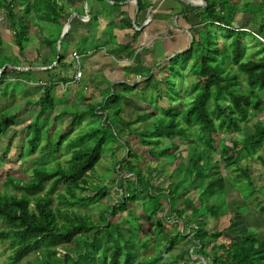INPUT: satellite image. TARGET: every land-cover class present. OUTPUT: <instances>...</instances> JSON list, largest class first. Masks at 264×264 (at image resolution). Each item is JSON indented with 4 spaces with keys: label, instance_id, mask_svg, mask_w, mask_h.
Here are the masks:
<instances>
[{
    "label": "trees",
    "instance_id": "1",
    "mask_svg": "<svg viewBox=\"0 0 264 264\" xmlns=\"http://www.w3.org/2000/svg\"><path fill=\"white\" fill-rule=\"evenodd\" d=\"M110 1L116 7L122 0ZM136 1L138 14L149 7L142 0ZM239 2L203 0L198 7L184 5L188 11L184 13V17L187 13H194L199 23L188 30L191 36L188 47L165 59L167 62L162 67L165 73L160 71L162 77L159 82L151 85L155 76L152 71L155 66L160 67L159 63L148 68L145 75L135 73L132 79L124 76L122 81L115 82L110 89L107 87L102 92L99 102L88 99L85 100L84 109L62 110V114L70 115L68 131L65 134L59 135L57 132L51 135L48 118L44 116L56 109L57 99L53 94L57 88L56 83L67 82L60 76L52 75L51 71L58 66L66 67L64 60L69 46L71 28L69 29L60 42L57 63L46 70L49 81L41 88V96L37 100L38 112L27 125L30 133L27 152L29 156L40 154L35 157L32 176L24 180L5 175L3 186L6 188L0 191V251L4 245L5 250L9 251L7 264H17L32 253H39L36 264H158L175 248L178 241L192 242L191 246L184 249L189 264H264V239L256 230L246 228L240 234L231 236L219 231H206L203 226L206 213L215 216L218 213L214 204L207 205L204 196L221 195L225 187L223 176L218 172H211L217 164L213 157L215 151H218L219 160L224 166L241 177L245 185L250 178L247 169L240 166V160L248 161L255 157L264 169V158L258 155L264 146L262 121L254 125L250 135L236 137L230 145H226L221 137L222 133L240 134L244 125L259 118L264 112L263 101L258 97V93L264 90V47L262 43L253 47L247 45L241 35V32L246 31L234 26ZM69 6L67 0H0V8L4 9L19 53L30 41L32 21L59 27L57 35H49L50 38L42 34L40 27L37 28L38 38L51 51L47 66L55 60L56 42L68 17L74 12L83 15V10L79 12ZM89 21L93 23L97 20L90 16ZM114 21L112 19L106 25L103 45H94L91 37L98 44L100 36L96 39L94 34L88 33L76 42L74 53L83 54L86 48L96 52L102 46L111 44L115 40L111 31L116 25ZM119 22L124 24L122 27L132 28L130 19ZM233 33L237 35L233 36ZM253 33L259 36L258 33ZM139 34L140 31L133 30L131 41H135ZM125 39L124 43L116 45V49L110 50L115 58L130 47V42L125 43ZM1 44L0 38V46ZM247 49L250 51L249 57H246ZM18 64V58L0 62V86L8 82L7 70L14 69L12 66L18 68ZM186 67L191 72L193 81L184 88L181 85L185 82ZM17 73L22 75L31 72ZM241 76H244L245 87ZM177 77L180 79V87L176 90L172 80ZM140 80L143 86L138 90L151 88L157 93L160 92V84L165 86L167 92L168 81V96H164L170 103L173 102V106H158L155 108L157 114L144 113L135 120L126 121L121 116L122 101L128 91L137 89ZM183 95L186 96L184 101L181 100ZM18 117L19 111L0 113V136L17 124ZM86 117L92 119L91 122L97 119L99 124L90 126V123L87 129H80L78 134L71 136ZM145 119H153L151 129L146 132L134 130L133 126ZM193 129H197V135L192 134ZM134 138L139 145L132 143ZM42 140L44 145L40 144ZM179 142L187 146L184 149L185 157L182 156ZM118 147L125 148V156L121 160H115L111 175L104 176L105 181H101L103 184L95 186L89 178L94 175L102 155L107 152L114 155L112 150ZM62 148L70 151L69 159L64 162L55 161L52 167L44 165ZM4 153H7V148ZM140 157L153 165L160 158L169 162L173 169L168 176L171 179L170 187L156 188L152 182L153 173L147 174L145 178L143 170L136 165V160ZM39 162L44 164L38 165ZM151 166H148L149 170L152 169ZM163 168L162 165L161 169ZM161 169L155 168L153 172L160 173ZM239 182L240 179L237 178L234 185ZM107 187H114L112 189L120 191L121 195L107 206V211L101 214L98 221L77 212L78 206L89 207L104 201L108 196ZM180 188L199 189L201 196L198 203L194 206V203L187 201L184 205L183 199H189L178 196ZM153 190L154 194L151 193ZM138 191L147 193L146 201L164 193L168 198L167 212L179 221H176L177 226L180 227L179 224L182 223V228L165 240L156 256L136 262L138 249L133 235L126 237L121 232V224L111 223L109 217L128 212ZM253 191V188L249 189L250 194ZM84 192H90V195L83 196ZM115 192L117 195L118 192ZM172 201L174 206L170 205ZM200 207L202 213H198ZM258 209L264 211L259 205ZM157 210L158 206L154 207L148 216L155 214ZM185 216L187 220L183 222ZM72 242L75 245L70 248L67 244ZM58 249L63 252L61 255L58 254ZM193 256L197 258L192 260ZM183 259L181 253L172 263L184 264Z\"/></svg>",
    "mask_w": 264,
    "mask_h": 264
},
{
    "label": "rangeland",
    "instance_id": "2",
    "mask_svg": "<svg viewBox=\"0 0 264 264\" xmlns=\"http://www.w3.org/2000/svg\"><path fill=\"white\" fill-rule=\"evenodd\" d=\"M232 1L234 3L236 0ZM241 1H244L246 4L249 2V4L246 9H239V12H245L246 14L250 13L252 16L249 18L248 16L244 15L240 16V23H237L235 27H239L241 29L243 28L242 31H245L244 29L247 26V28H249L251 31L256 32L260 36L264 37V33L260 32V20L264 17V0L257 1L259 3L253 2V0ZM85 3L89 5L90 0H84L82 5H74L76 6L74 8L79 12L81 10H84L85 12ZM101 3L99 2L100 6L105 5L104 2ZM108 7L110 10L113 8L112 6ZM4 13V9L0 8V38L2 42L0 46V62H5L8 60L10 61L11 59L18 58L19 69L17 67L14 69H8L6 75L8 82H4L0 86V113L5 111L15 113L16 111H19V117L17 118V124L5 130L0 136V191L3 188H6L3 186L5 175L28 180L32 176V169L36 164L35 157L40 156V154L29 156L26 148L30 135L27 125L37 114V100L41 96V88L49 81V74L46 72V70L49 68L44 69L48 67L47 65L49 63V47L44 43V41H42V39L40 40V38H38L39 34L37 28L40 27L43 30L42 34L48 38H50L49 35L55 37L57 32L60 30L55 24H48L38 21L33 23L32 21L30 23V41L24 46V50L19 53L16 46L14 45L13 32L9 26V22L5 18ZM17 15L19 16V13ZM31 18L32 16H30V19ZM30 19L29 21H31ZM257 20L258 22H256ZM245 23L247 24L245 25ZM34 24L36 26H34ZM65 26L62 28L61 33L65 29ZM235 35L237 34L233 33V36ZM241 35L243 36L246 44H250L251 47L257 45V43H262L258 38L254 39L251 33L241 32ZM262 44L264 45V43ZM184 50L185 49L173 51L172 54L179 53ZM250 51L249 49L246 50V57H249ZM55 53L57 56L56 46ZM66 56L67 63L65 61L64 64L66 67H63V65L58 66V68L51 71L53 72L52 75L60 76L61 79L63 78V80L67 81L65 83L64 81L61 83L58 81L56 83L57 88L53 92L55 98L57 99L56 109L54 111L48 112L44 116V118H48L47 124H50L48 129H51V135H54V133L57 132L59 135L65 134L68 131L67 124L69 122L70 115L62 114V110L67 109L72 111L74 109H84L86 105L85 100L88 99L99 102L101 100L102 92L105 91L107 87L110 89L115 81L122 79V76L124 75L123 67L126 69L129 67V65H131L127 61L118 62L117 59L119 60V58H114L116 56L110 53L109 55L104 54L102 49L92 52L90 55H88V57H85V59L84 57H80L78 63H76L75 59L70 53L66 54ZM52 57H54L53 54ZM166 62L167 60L162 59L155 63L156 65L159 63L160 67H154L152 75L155 76L151 81V85H154L156 82L160 81V78L162 77L160 71L165 73V70L162 67ZM83 63H85V65ZM52 64L50 66H52ZM150 64V61L144 63L145 66H151ZM134 65H136V63H134ZM227 66H230V64ZM22 68H31L30 70H26L30 71L31 73H23L22 75L18 74L17 72L21 71L20 69ZM77 68L82 69L81 77L78 81L74 79ZM145 73L146 71L143 75H145ZM31 78H34L35 80ZM170 80L172 79L170 78ZM241 80L242 85L245 87L244 76H241ZM172 81V83H175L174 85L176 86V90L179 89L180 79L177 77ZM192 81L193 78L191 76V72L186 67L185 82L182 83L181 87L185 88L189 86ZM142 86L143 82L140 80L137 89L135 91H128L127 95H125L122 101L123 110L121 116L126 121L135 120L144 113L157 114L155 108L158 106L164 108L173 106V102L170 103L168 98L164 96V94L168 96V88H170L168 81L167 92L165 86L162 84L159 86L160 92L158 93L156 91H152L151 88L150 90L147 89L144 91L138 90L141 89ZM149 93L152 94L149 95ZM258 97L262 99L264 104V90L258 93ZM147 98L148 100H146ZM181 100H186V96L183 95ZM93 120L94 121L91 122L92 119L87 117L83 118L81 125L76 128L75 133H72L71 136L78 134L80 129H87L90 123V126H97L99 124L97 119ZM258 121H262V124H264V112L261 114V116H259V118H254L251 122L244 125L240 134L222 133L221 137L224 139L226 145H230L231 141L236 137L241 138L250 135L253 131L254 125L259 123ZM152 124L153 119H145L133 127L134 130L136 129L138 131L146 132L151 129ZM192 134L197 135V129H193ZM132 143L139 145L137 139L135 138L132 139ZM7 144H9V147ZM40 144L44 145V141L42 140ZM6 148L7 153L3 154ZM179 148L180 151H182V156L185 157L186 153L184 149H187V146L180 143ZM112 151H114V155H112L110 152L104 153L102 155V158L95 169L94 175L89 178V181L95 186L99 183L101 184V181H105L103 180L104 176L111 175L114 161L123 159L126 154L124 147H118ZM258 155L264 158V146L259 150ZM69 157L70 151L62 148L56 156L49 160V162H46V164H44V162H39L38 165L44 164L48 167H52L55 161L64 162L69 159ZM184 157L183 159L186 162ZM213 157L217 164L215 169L213 168L211 172H218L223 176L225 187L221 195L219 194L211 197L204 196L207 199V205L214 204L216 208H218V213L216 216L215 214L213 215L210 213L205 214L203 221L205 230L210 232L219 231L225 233L226 235L235 236L247 230L246 228H250L256 230L259 233V236L264 239V211L261 212L258 209V205L259 207L264 208V169L260 162L255 157L248 161H239L240 166L247 169L249 174V183H246L245 185L241 177H238L237 174L232 172L230 168L225 167L222 161L219 160L218 151L214 152ZM150 164L152 165L151 170L148 168ZM150 164L144 162L141 157L136 160V165L143 170V175H146L145 178H147V174L153 173L152 182L156 188L165 189L167 186L170 187L171 179H169L168 176L173 171L170 163L165 162L164 158H160L157 162L155 161L154 165L152 163ZM162 165L164 166L163 169H161ZM155 168L156 170L158 168L161 169L160 173L155 171L153 172ZM237 178L240 179V182L237 185H234V181ZM112 188H106L108 196L104 201L89 207L78 206L77 212L80 215L85 214L89 216L95 222L98 221L101 218V214L107 211V206L115 202L114 200H116V198L120 197L121 195L120 191ZM250 188L254 189L253 194L249 193ZM115 191L118 192L117 195ZM151 193L154 194V190ZM146 194V192L138 191L135 194L136 200L129 205L128 212L109 217V221L111 223L121 224V232L126 237L133 235L135 247L138 249V258L136 259V262L156 256L158 254L159 247L165 242V240L169 239L171 235L175 234L174 232L176 230L178 231L182 228V223L179 224L180 227L177 226L179 221L174 219L173 215H170L167 212L168 209L166 208V203L168 202V198L164 193H159L147 201ZM82 195L89 196L90 192H84ZM178 196H185L189 199H183V202H185L184 205L187 203V201H191L195 206L198 203L197 200L199 201L198 198L201 196V194L200 190L197 188H180ZM179 204L181 205L182 203L180 202ZM170 205L174 206L173 201L170 203ZM157 206L158 210L156 213L151 214L149 217L148 214L154 207ZM198 213H202V207L198 208ZM186 220L187 216H185V218L183 217V222ZM0 226H2L1 223ZM67 245L70 248H73L75 243L72 242L71 244ZM191 245L192 242L190 241H178L175 245V248L171 250L158 264H173L172 262L174 258L181 253L184 257V264H189L188 256L186 255L184 249ZM3 247L4 248H2V251H0V264H7V256L9 255V251L5 250V245ZM57 251L59 255L63 253L60 251V249ZM38 255L39 253H32L17 264H36L37 262L35 261ZM196 258V256H193L191 259L195 260Z\"/></svg>",
    "mask_w": 264,
    "mask_h": 264
},
{
    "label": "crops",
    "instance_id": "3",
    "mask_svg": "<svg viewBox=\"0 0 264 264\" xmlns=\"http://www.w3.org/2000/svg\"><path fill=\"white\" fill-rule=\"evenodd\" d=\"M144 3L149 4V7L138 14V9L136 13V0H122L118 2V6L113 7V2L110 0L104 1L105 5L99 4L101 1L90 0V4L85 3V9L88 11V17L84 19H78L74 17L71 21V32L68 39L69 46L67 54L74 53V46L79 39L87 36L88 33L94 34L96 39L100 36L101 41L96 44L93 37H91L92 43L94 45H103L105 40V31H107L106 25L108 21L115 20V26L112 28V37L115 39L111 44H107L105 47H101L104 54H111L110 50L116 49V45L130 42V47L119 54L117 61L119 62H129L131 65L126 69L123 67L124 75L122 79L115 82H120L123 80L124 76L128 78H133L136 74L144 73L148 68L157 63L162 59H166L168 56L172 55L173 51L186 49L189 45V35L188 30L191 27L198 25L199 19L194 13H187L184 17V13L188 12L184 5H189L181 0H142ZM259 0H253L257 2ZM69 7L76 10L74 7L82 5L84 0H67ZM111 2V3H109ZM259 3V2H257ZM102 4V3H101ZM239 9L247 8L249 2L246 4L244 1L239 2ZM76 5V6H74ZM108 6H112V10ZM193 7H198L196 5H190ZM152 7L149 16L147 12ZM76 13V12H74ZM78 14V13H76ZM84 15V10H83ZM252 16L250 13L237 12L234 26L240 23V16ZM90 16L97 20L91 23L89 21ZM135 17V18H134ZM130 19L132 28L122 27L124 24L119 22L120 20ZM147 21V22H146ZM247 21V19H246ZM258 22V20L256 21ZM247 23H245L246 25ZM260 32L264 33V17L260 20ZM243 29V28H242ZM133 30L140 31V34L136 37L135 41H131V36ZM246 32L251 33L252 36H256L262 43H264V37L258 36L249 28L244 29ZM129 39V40H128ZM264 47V45H263ZM118 48V47H117ZM92 52L91 48H86L83 54H79L82 57H88ZM49 57H51V51L48 49ZM130 55V57H128ZM48 57V59H49ZM67 57V56H66ZM115 58V57H114ZM121 58V59H120ZM67 63L65 58L64 63ZM116 61V60H115ZM143 61V64H142ZM150 61L151 66H145L144 63ZM85 62V61H84ZM136 63V65H134ZM85 65V63H83ZM134 65V66H133ZM49 67V66H48ZM42 69V68H41ZM44 69H48L47 67ZM82 70L81 68H79ZM78 70V68L76 69ZM75 70V72H76Z\"/></svg>",
    "mask_w": 264,
    "mask_h": 264
},
{
    "label": "water",
    "instance_id": "4",
    "mask_svg": "<svg viewBox=\"0 0 264 264\" xmlns=\"http://www.w3.org/2000/svg\"><path fill=\"white\" fill-rule=\"evenodd\" d=\"M183 1L184 3L186 4H189V5H196V6H199L201 3H203V0H181ZM152 7H150V9L148 10L147 12V16H149L150 14V11H151ZM136 13H137V5H136ZM74 17H77L78 19H84V18H87L88 17V11L85 9V12H84V15H79V14H76V13H73L71 14L67 21H66V26H65V29L63 30V32L61 33L59 39L57 40V43H56V51H57V56H56V60L55 62H53L52 66H49L47 68H52L58 61L59 57H58V54H59V47H60V42L61 40L63 39V37L68 33L69 29H70V26H71V21ZM135 18V17H134ZM189 37H190V41H191V36L190 34H188ZM13 68H16V67H13ZM3 69V68H2ZM19 69V68H18ZM31 68H22L20 69L21 71H26V70H30ZM33 69V68H32Z\"/></svg>",
    "mask_w": 264,
    "mask_h": 264
},
{
    "label": "built area",
    "instance_id": "5",
    "mask_svg": "<svg viewBox=\"0 0 264 264\" xmlns=\"http://www.w3.org/2000/svg\"><path fill=\"white\" fill-rule=\"evenodd\" d=\"M72 57L75 59L76 63H78L80 57H82V56L78 55L76 53H72ZM80 77H81V70L78 68L74 79L78 81Z\"/></svg>",
    "mask_w": 264,
    "mask_h": 264
}]
</instances>
